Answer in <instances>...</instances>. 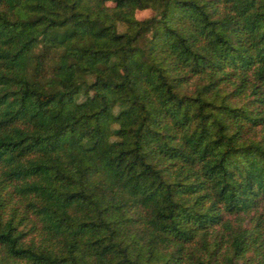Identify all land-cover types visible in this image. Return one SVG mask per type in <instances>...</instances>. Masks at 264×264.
Here are the masks:
<instances>
[{"label":"trees","instance_id":"trees-1","mask_svg":"<svg viewBox=\"0 0 264 264\" xmlns=\"http://www.w3.org/2000/svg\"><path fill=\"white\" fill-rule=\"evenodd\" d=\"M0 264H264V0H0Z\"/></svg>","mask_w":264,"mask_h":264},{"label":"rangeland","instance_id":"rangeland-1","mask_svg":"<svg viewBox=\"0 0 264 264\" xmlns=\"http://www.w3.org/2000/svg\"><path fill=\"white\" fill-rule=\"evenodd\" d=\"M151 14H152V11L150 9H142V10L136 11L137 17H144V16L151 15ZM117 29H121V25H117Z\"/></svg>","mask_w":264,"mask_h":264}]
</instances>
